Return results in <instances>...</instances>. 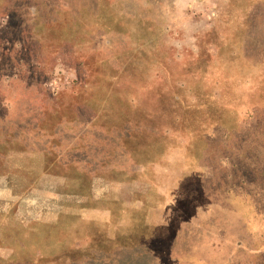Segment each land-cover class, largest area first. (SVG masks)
<instances>
[{
    "label": "rangeland",
    "instance_id": "obj_1",
    "mask_svg": "<svg viewBox=\"0 0 264 264\" xmlns=\"http://www.w3.org/2000/svg\"><path fill=\"white\" fill-rule=\"evenodd\" d=\"M106 229L114 264H264V0H0V264Z\"/></svg>",
    "mask_w": 264,
    "mask_h": 264
},
{
    "label": "trees",
    "instance_id": "obj_2",
    "mask_svg": "<svg viewBox=\"0 0 264 264\" xmlns=\"http://www.w3.org/2000/svg\"><path fill=\"white\" fill-rule=\"evenodd\" d=\"M113 216L114 214H112V218ZM104 236H105V239L103 241L102 246H100V244L98 245L99 249L92 250L93 248L92 242H91V246L89 245L90 246L89 249L82 250L81 246L78 247V250H77L78 259L79 260L92 259L93 264H114V261L117 259L116 256L122 253V251L127 248L126 247L127 244L124 243L125 242L124 238L118 239V236H123V235H120V234L118 236L115 235L117 241H110L108 235H104ZM90 240L93 241V238H91ZM107 241L108 243H104ZM64 257H66L65 254H64ZM119 264H124V262L121 261V263Z\"/></svg>",
    "mask_w": 264,
    "mask_h": 264
},
{
    "label": "crops",
    "instance_id": "obj_3",
    "mask_svg": "<svg viewBox=\"0 0 264 264\" xmlns=\"http://www.w3.org/2000/svg\"><path fill=\"white\" fill-rule=\"evenodd\" d=\"M110 207H108V209H109ZM105 210V209H104ZM110 210V209H109ZM105 211H107V210H105ZM106 214H107V217L109 216V218L110 217H112V213L110 212H105ZM106 217H103V219H105ZM118 226V225H117ZM110 229V228H109ZM110 232L109 233H107V229L105 230V231H99V236L102 234V235H108V237H109V240L110 241H117V239H116V237L115 238H111L112 236V234H114L113 236H115V234H116V230H115V232L114 233H112V231H113V229L112 230H109ZM93 241H94V239H93ZM88 242H92L90 239H88ZM93 244H92V247H93V249H99V244H98V242H92ZM85 254V253H84Z\"/></svg>",
    "mask_w": 264,
    "mask_h": 264
}]
</instances>
